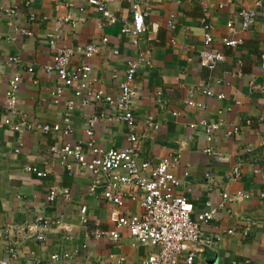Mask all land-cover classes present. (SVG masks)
I'll list each match as a JSON object with an SVG mask.
<instances>
[{"label":"crops","instance_id":"obj_1","mask_svg":"<svg viewBox=\"0 0 264 264\" xmlns=\"http://www.w3.org/2000/svg\"><path fill=\"white\" fill-rule=\"evenodd\" d=\"M256 1L114 0L106 8L115 19L110 25L87 0H0V123L8 113V81L16 72L21 75L17 122L61 123L67 103H74L73 133L68 137L25 129L12 133L0 127V227L9 229L0 237V260L49 264L52 254L67 251L76 264H114L119 256L125 257L126 264H140L156 252L153 247L132 248L125 229L119 230L117 243L96 239L95 231L113 230L108 207L98 196H88L90 176L84 170L74 167L68 172L48 151L62 144H81L85 149L86 119L114 113L103 105L85 106L81 101L89 92L117 96L128 62L142 54L150 66H141L134 77L136 131L141 134L147 117H152L159 129L150 131L141 143V157L151 161L174 154L180 157V166L173 171L180 182L175 195L192 205L193 219L206 202L214 206L224 203L214 220L200 225L202 236L215 242L213 250L197 254L191 264H264V69L259 60L264 51V3L258 8ZM135 3L147 15L145 31L136 44L120 33L121 26L131 22L130 8ZM7 9L17 14L15 28L30 31L31 37L8 26ZM241 9L256 13L255 24L248 32L234 36L242 39L240 46L225 47L221 43L227 35L225 25L232 21L237 27L235 14ZM171 14L175 15L173 30L169 28ZM64 18H70L75 26ZM203 19L214 27L210 49L225 57L213 71L201 67L198 59L203 48ZM49 35L54 36L55 46L49 44ZM103 38H107L106 43H102ZM87 44L98 47L86 61L95 82L88 84V93L81 98H74V88H70L58 105L53 104L56 75L46 74L43 68L50 64L56 48ZM11 57L20 59L19 66L10 63ZM83 62L76 56L71 67L78 68ZM29 67L32 73H27ZM203 90H210L213 96H203ZM190 91L203 109L186 106ZM218 94L224 99L217 100ZM202 119L219 124L211 154L204 152L208 146L204 132L189 128ZM233 126L239 132L226 138L225 132ZM126 134L123 124L100 119L93 138L101 150L108 151L126 147ZM28 168H36L39 175ZM233 169L239 171L237 179ZM51 188L59 191L53 202L46 199ZM63 190L69 193L68 199L61 195ZM224 193L247 196L224 202ZM83 206L86 223L80 222ZM123 211L138 214L140 208L136 202H127ZM37 219L50 227L41 242L36 239L40 232ZM9 248L15 251L14 258H8ZM179 264H186L184 255Z\"/></svg>","mask_w":264,"mask_h":264},{"label":"built area","instance_id":"obj_2","mask_svg":"<svg viewBox=\"0 0 264 264\" xmlns=\"http://www.w3.org/2000/svg\"><path fill=\"white\" fill-rule=\"evenodd\" d=\"M28 1V0H26ZM114 0H87L89 6L94 7L106 19L108 24L113 25L115 19L107 11V5ZM264 0H257L256 7H261ZM222 7V6H220ZM131 22L124 23L121 26L120 33L129 37L134 44L137 43L138 37L145 31L146 12H143L140 5L131 4ZM4 14L8 18V26L25 37H31L32 34L26 29L15 28V19L17 14L13 9H7ZM63 21H71L72 26L75 23L70 18H64ZM256 13L251 10L241 9L235 14V23L228 22L225 25L226 36L221 39L222 45L228 48H236L242 44L241 38H234L237 32L246 33L255 24ZM175 15H170L169 28H175ZM203 29V48L199 51L198 59L201 67L208 71H213L215 67L221 64L225 57L219 51L211 50L213 43L212 32L214 27L206 20H201ZM264 33V26L262 28ZM53 35L48 36V42L55 46ZM102 43L107 42L103 38ZM98 52L95 44L84 46L77 45L76 48L59 47L50 64L43 68L46 74L54 73L56 75V86L51 92L52 103L58 105L63 99L66 89L74 88V98H81L84 92L88 90V84L95 82L92 79L91 68L86 63ZM79 56L84 61L78 68L71 67V61ZM260 65L264 69V51L259 56ZM10 63L19 66L20 59L11 57ZM141 66H150V62L142 54L134 61H129L125 72L124 80L120 84L119 93L113 97L101 92H87L84 100L81 102L87 106L91 103L103 105L107 110L114 113L113 116L103 112L97 116H90L86 119L85 134L87 141L84 143L85 149L81 144H62L51 146L48 151L55 156L59 164L68 172L74 167L84 170L90 176V185L88 187V196L99 197L108 207V222L113 226L111 231H95L93 236L96 239L106 238L112 242L119 241V230L125 229L128 234L130 246L135 248L153 247L156 252L150 255L140 264H179V258L185 256L186 264H191L197 254H202L208 250H213L215 242L212 239L202 236L200 225L214 220L218 212L224 209V203L219 206L206 202L195 219L192 218V205L183 197L175 195L176 188L180 185L179 180L175 177L173 171L180 166V157L178 155H168L159 158L156 161L142 158L140 147L143 140L147 139L150 131H157L159 124L153 121L152 117H147L144 121V129L139 135L136 131V118L132 110V100L137 95V88L134 86V77ZM27 73H32L33 68H27ZM21 83L19 72L13 74L8 81V88L5 93L7 100V115L4 116L0 123L1 128H5L12 133H19L22 129L27 131H38L42 134H59L68 137L73 133L71 123V112L74 109V103L69 101L66 105L65 113L61 123L46 124L38 122H17L16 106L18 101V91ZM203 96L212 97L210 90H203ZM160 97V93L157 94ZM217 100H223L224 95L215 96ZM193 98V91L189 92V98L185 102L186 106L191 109H203L204 105L196 102ZM231 109L227 108L229 112ZM222 111H219L220 114ZM115 121L123 124L127 131V145L122 149H112L108 151L101 150L94 138L93 131L99 120ZM249 124V121L245 122ZM191 130L201 129L206 138L207 148L205 153L211 154L213 134L219 129V124L208 123L202 119L196 124L189 126ZM239 132L237 126H233L224 134L226 138H232ZM18 150L14 151L17 152ZM27 171L37 173L36 168H28ZM39 175V174H38ZM239 177L238 169H233V178ZM209 179V176L206 175ZM56 188H51L46 198L53 202L58 195ZM64 199L69 198L66 190L61 192ZM247 195L236 193L228 196L222 194V200L235 202L246 198ZM127 202H136L139 205L138 214H128L123 211ZM86 207L80 209V222L86 223ZM37 228L40 230L37 235V241H44L45 233L50 227L42 223L40 219L35 220ZM60 222L56 221L55 225L60 227ZM8 228L0 227V237L7 234ZM65 240L69 237L66 235ZM8 258L15 257L13 248L7 249ZM49 264H76L72 263V254L62 252L52 254L49 257ZM0 264H8L7 259L0 260ZM99 264H103L102 261ZM114 264H126L124 256L116 258ZM234 264V263H233Z\"/></svg>","mask_w":264,"mask_h":264}]
</instances>
